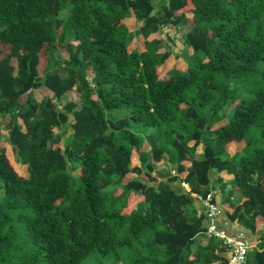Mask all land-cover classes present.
I'll list each match as a JSON object with an SVG mask.
<instances>
[{
  "label": "trees",
  "instance_id": "obj_1",
  "mask_svg": "<svg viewBox=\"0 0 264 264\" xmlns=\"http://www.w3.org/2000/svg\"><path fill=\"white\" fill-rule=\"evenodd\" d=\"M154 3L0 0V264H228L218 238L194 244L198 196L229 185L245 264H264V0Z\"/></svg>",
  "mask_w": 264,
  "mask_h": 264
},
{
  "label": "built area",
  "instance_id": "obj_2",
  "mask_svg": "<svg viewBox=\"0 0 264 264\" xmlns=\"http://www.w3.org/2000/svg\"><path fill=\"white\" fill-rule=\"evenodd\" d=\"M198 198L207 214V229L205 233L209 238L215 237L223 241L229 253L228 264H245L249 251L254 247L250 239L244 232L230 234L219 226L217 218L223 213V208L214 200L212 192L206 196H198Z\"/></svg>",
  "mask_w": 264,
  "mask_h": 264
},
{
  "label": "crops",
  "instance_id": "obj_3",
  "mask_svg": "<svg viewBox=\"0 0 264 264\" xmlns=\"http://www.w3.org/2000/svg\"><path fill=\"white\" fill-rule=\"evenodd\" d=\"M127 24L129 26H132V27H136L137 26V21L134 17V15L130 16L129 18H127L126 20ZM173 37L177 36V38L181 40V37H182V33L180 32V34H175V29H173L170 33ZM139 39H137L136 42H138L139 46L142 47L143 43L142 41H138ZM74 95L75 93L74 92H68L67 95ZM76 96V94H75ZM77 100L78 97L76 96ZM68 99V98H67ZM69 100V99H68ZM70 100H74V99H70ZM75 100V101H77ZM7 120H10V118L7 116V117H0V132L2 133V135L4 137L7 136L8 134V129L10 128V126H7L5 124V122ZM6 129V130H5ZM4 146L7 147V152L10 156V154H12L13 152V148L8 145L7 143H3ZM237 146V147H236ZM243 147V143H232L230 146H229V151L231 154H233L237 149L239 148H242ZM201 149V150H199ZM202 153V147L199 146L198 148V156ZM200 158V157H199ZM139 164V161L137 159V162L134 164ZM158 168H160L159 166V163H158ZM172 172L174 173V171L172 170ZM133 175V176H132ZM185 173H182L181 176H184ZM130 177H134L135 174H129ZM164 174H160V176H158V179L159 180H162L164 177ZM220 176H222V178L224 179V181H230L232 178H233V175L228 173L226 170L220 172ZM182 186H184L187 190H190V185L187 184V183H182ZM195 195V194H194ZM228 195V189H227V192H225V194L221 196L220 194V202H221V205H222V208H227L228 207V204L227 203H223V200H224V197H226ZM217 221L218 223L223 227V229H225L228 233L230 234H237L239 232H244L245 235L249 238L250 237V234L249 232L245 231V229L239 225V224H236L234 222H231L227 219V217L224 215V213L220 214L217 218ZM209 241V236L206 234V233H203V234H199L195 240V244H194V249H196L197 246H200V245H206ZM213 264H220L219 261L213 263Z\"/></svg>",
  "mask_w": 264,
  "mask_h": 264
},
{
  "label": "rangeland",
  "instance_id": "obj_4",
  "mask_svg": "<svg viewBox=\"0 0 264 264\" xmlns=\"http://www.w3.org/2000/svg\"><path fill=\"white\" fill-rule=\"evenodd\" d=\"M166 4V0H155V3H154V13H159V12H161L162 10V7L164 6ZM189 16H191L190 14H189ZM174 28H167L166 29V31H165V33H171V31L173 30ZM189 29V27L188 26H184L183 28H182V30H188ZM180 32L181 31H179V30H175V34H180ZM170 46H171V48L173 49V51H174V53L176 54H178V55H181V50H182V48H183V45H182V42H181V40H180V38L178 39L177 38V36H175V37H173L172 36V41H170ZM8 48H9V46H7V45H5V44H3V43H0V49L2 50V52H6V51H8ZM175 54H173V56L171 57V61H170V63H167V65H166V67L165 68H163V69H166V68H169V67H172V66H174V65H176V62L178 61V62H181V59L180 58H177L176 57V55ZM51 60L52 61H55V60H58L59 61V57L57 56V54H53L52 55V57H51ZM13 63L14 64H16V60L14 59L13 60ZM62 68V65L61 66H55V68L53 69V71H57V70H60ZM88 74L90 75V76H92V72L91 71H89L88 72ZM66 98H68L69 100L70 99H74V100H77V98H76V96H75V94L74 95H72V94H70V95H67L66 94ZM78 101V100H77ZM112 117H119V116H121L122 115V111H118V112H113L112 114ZM5 124L7 125V126H10V120H7L6 122H5ZM6 130V129H5ZM237 147V146H236ZM240 149V148H239ZM199 150H201V149H199ZM238 150V149H237ZM11 155V154H10ZM12 156V155H11ZM137 162V156H135L134 158H133V162H132V165H134L135 163ZM159 166H160V168H158V170L155 172V174L157 175V176H160V174H164V175H166V174H168L172 169H171V166L167 163V161H162V162H160L159 163ZM76 172H77V174L80 172L79 170H76ZM133 176V175H132ZM231 188V185H229V187H228V190ZM118 264H120V263H118Z\"/></svg>",
  "mask_w": 264,
  "mask_h": 264
}]
</instances>
